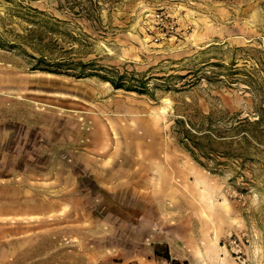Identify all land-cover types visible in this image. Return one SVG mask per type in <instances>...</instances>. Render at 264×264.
Returning <instances> with one entry per match:
<instances>
[{"label":"rangeland","instance_id":"374dc122","mask_svg":"<svg viewBox=\"0 0 264 264\" xmlns=\"http://www.w3.org/2000/svg\"><path fill=\"white\" fill-rule=\"evenodd\" d=\"M0 264H264V0H0Z\"/></svg>","mask_w":264,"mask_h":264},{"label":"trees","instance_id":"16d2710c","mask_svg":"<svg viewBox=\"0 0 264 264\" xmlns=\"http://www.w3.org/2000/svg\"><path fill=\"white\" fill-rule=\"evenodd\" d=\"M48 66H50V65H48ZM49 68H51V67H49ZM56 70H58V69H56ZM45 71H50V72H54V73L58 72V71H51V69H45ZM110 73H113V72H110L108 69H106V70L97 69L94 71V73L90 74L89 76H97V77L111 83L115 89H125L127 91L142 93L141 92L142 90L138 89V87L133 86V85H128V81H126V79H124L123 76H120V75L118 76V74H119L118 71L115 72V73H118L117 77H116V75H114L115 77L111 76ZM144 88L146 89L147 87L145 86ZM183 140H184L183 142H185V146L193 154H195V151L199 150L200 146L196 143V141H192L188 137H186V139H183ZM167 258L169 259V257H167Z\"/></svg>","mask_w":264,"mask_h":264},{"label":"crops","instance_id":"0c3cea01","mask_svg":"<svg viewBox=\"0 0 264 264\" xmlns=\"http://www.w3.org/2000/svg\"><path fill=\"white\" fill-rule=\"evenodd\" d=\"M10 216V215H9Z\"/></svg>","mask_w":264,"mask_h":264}]
</instances>
